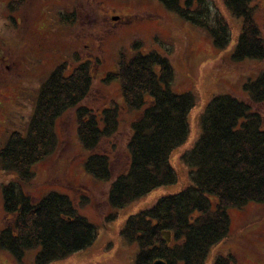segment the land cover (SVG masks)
Here are the masks:
<instances>
[{
    "label": "trees",
    "instance_id": "obj_1",
    "mask_svg": "<svg viewBox=\"0 0 264 264\" xmlns=\"http://www.w3.org/2000/svg\"><path fill=\"white\" fill-rule=\"evenodd\" d=\"M159 1L207 32L219 50L230 49L227 59L235 64L234 74L257 73L243 85L249 102L230 93L209 100L201 114L197 142L181 154L187 185L130 216L121 232L128 243L138 246L136 264H206L212 248L231 230L228 211L264 203V119L250 103H264V66L245 64L264 61V37L256 22L254 0H223L225 11L238 23L235 37L212 0ZM24 3L10 0L7 9L18 11ZM118 65L103 81L118 82L124 107L141 113L131 126L126 173L113 179L110 157L98 151L104 139L119 131L123 108L112 101L99 116L82 105L94 81L89 61L71 71L66 64L54 69L40 90L27 134L12 133L1 150L3 168L17 175L16 181L3 187L7 224L0 234V249L14 259L22 261L28 250L38 249L36 263L52 264L88 249L99 237L97 225L79 213L69 195L52 190L38 196L25 189L35 179L36 167L58 149L57 122L71 109L77 108V136L87 153L85 170L110 183L107 202L111 208H126L153 190L179 181L172 156L188 140L195 96L174 91L172 64L157 52L138 51L130 59L122 55ZM88 202L83 196L81 204ZM116 217L111 214L107 221ZM214 264L237 263L231 256L219 255Z\"/></svg>",
    "mask_w": 264,
    "mask_h": 264
},
{
    "label": "rangeland",
    "instance_id": "obj_2",
    "mask_svg": "<svg viewBox=\"0 0 264 264\" xmlns=\"http://www.w3.org/2000/svg\"><path fill=\"white\" fill-rule=\"evenodd\" d=\"M9 1L0 0V152L12 133L27 134L40 90L61 64L71 71L81 62H90L93 87L82 105L99 116L112 101L123 108L119 131L104 139L98 150L110 157L113 179L128 170L131 126L141 115L124 107L118 82L103 81L107 73L117 71L120 57L130 59L138 51L167 57L174 70V91L195 96L188 140L172 156L179 176L175 185L157 188L126 208H111L107 202L110 183L97 180L85 170L87 153L78 140L74 108L57 122L61 141L58 149L36 167L35 179L25 186L26 191L38 196L52 190L69 195L79 213L98 227L99 237L91 247L52 264H136L138 246L128 243L121 233L128 218L187 185L181 154L197 142L201 114L209 100L213 95L230 93L249 102L243 85L257 73L234 74L235 64L227 59L230 49L219 50L207 32L169 11L159 0H25L15 12L8 11ZM212 1L230 23L235 37L238 23L225 11L223 0ZM253 5L264 37V0H254ZM137 43L141 44L139 48L134 47ZM245 64L259 68L264 61L248 60ZM250 103L264 119V103ZM16 180L15 173L3 168L0 157V234L7 224L3 187ZM83 196L89 200L85 205L81 204ZM228 213L231 230L212 248L206 264H214L219 255L231 256L237 264H264V203L231 208ZM111 214L117 217L107 221ZM38 251L28 250L18 261L0 249V264H37Z\"/></svg>",
    "mask_w": 264,
    "mask_h": 264
},
{
    "label": "water",
    "instance_id": "obj_3",
    "mask_svg": "<svg viewBox=\"0 0 264 264\" xmlns=\"http://www.w3.org/2000/svg\"><path fill=\"white\" fill-rule=\"evenodd\" d=\"M164 237H165V239L167 240V242H170V240H171L170 232H166V233L164 234ZM154 264H165V263L162 262V261H156V262H154Z\"/></svg>",
    "mask_w": 264,
    "mask_h": 264
}]
</instances>
